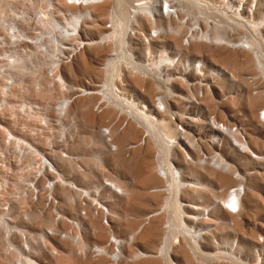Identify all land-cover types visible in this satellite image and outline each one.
Returning a JSON list of instances; mask_svg holds the SVG:
<instances>
[{"label": "rangeland", "instance_id": "obj_1", "mask_svg": "<svg viewBox=\"0 0 264 264\" xmlns=\"http://www.w3.org/2000/svg\"><path fill=\"white\" fill-rule=\"evenodd\" d=\"M167 5L21 0V75L17 61L9 76L0 75V145L10 133L44 155L51 148L58 174L37 176V200L32 206L24 199L23 217L14 202L27 188L0 192V232L10 234L0 233V250L20 227L29 236L21 234L10 264H264V0L186 4L171 30L151 20ZM13 9L2 1L0 28H9ZM78 37L99 42L64 58ZM86 86L89 94L75 95ZM134 102L146 104L160 132L166 123L176 137L164 142L155 135ZM213 121L241 123L261 158L236 151ZM162 153L176 166L170 190ZM12 166H0L3 183L20 181ZM237 171L247 173L245 182ZM239 184L249 201L235 212L224 203ZM48 190L57 205L48 203ZM99 205L110 209L109 219ZM64 218L79 224L76 232ZM55 219L61 236L47 237ZM91 245L107 252L93 256Z\"/></svg>", "mask_w": 264, "mask_h": 264}, {"label": "built area", "instance_id": "obj_2", "mask_svg": "<svg viewBox=\"0 0 264 264\" xmlns=\"http://www.w3.org/2000/svg\"><path fill=\"white\" fill-rule=\"evenodd\" d=\"M3 1L9 2L15 9H17V11L21 12V0H3ZM7 25L8 24L0 28V75L4 74V75L9 76L8 72L10 70H13L14 68L12 61L14 62L17 61L19 65V72H20L19 75H21V68H20L21 66V33L17 29L15 30L9 29ZM175 63H177V60H174L173 62H171L170 65L173 66L175 65ZM215 73L216 74L221 73V70L217 69L215 70ZM177 78H180V77L178 76ZM218 124H219V129L221 128L220 130H223L226 136L228 135L230 137V140L233 144L232 146L236 151L243 152L250 159H254V160L259 159L260 156L258 154L260 153L256 152L248 144L246 130L241 123H232V124L227 125V124H224L223 122H219ZM15 137L12 134H8V135H5L3 139L1 140L0 166H7L10 163H13V166L19 170L18 173L21 175V179L18 183H15L13 181L3 183L2 181H0V192L5 191V190L11 191V189L14 187H17L19 189L27 188L29 194L26 197H21V199L18 200L20 201V203L14 202L18 204L21 217H23V213L25 211L24 204H27V203H23L24 199H28L32 203V206H34L35 204L34 202L37 200L38 191H39V188H37L36 178L37 176L51 173L49 169H51V166H52L51 162H53V160L51 158L52 156H50L51 155L50 153L52 151L51 148H48L47 150H45L46 151L45 155L47 158L45 156L40 157L39 154L33 152L34 150L31 146L25 144L22 141L21 143L18 142L17 140L18 137L17 138ZM21 138L23 139L24 137L21 136ZM217 139L218 138L215 139V142L218 141ZM215 150H218V155L220 153L222 155L223 151H221V147L216 148ZM200 153L201 154L203 153L204 155H206L207 152L206 153L200 152ZM61 155L64 158L69 159V160L71 158L68 154L64 152H62ZM203 164L204 163H202L201 165ZM237 172L240 174V176H242V179L240 180H243V182H245L247 178L246 176L247 173L244 174L245 173L244 172L242 174L240 171H237ZM254 173H255V170H251V174H254ZM48 177L49 178L47 179V183H50V186L52 188V186L54 185L53 184L54 179L51 176H48ZM10 199L7 201H11ZM5 204L6 206L4 205L5 206L4 210L7 212L8 211L10 212L11 207L9 208L8 204L12 206V203L6 202ZM227 206L233 209L231 205L227 204ZM82 212L84 213L85 210H83ZM27 233H28L27 230L21 229L20 227L18 230L17 239L14 240L12 243L8 241H4V239H2L4 246L0 250V264H10L9 262H7V257L8 256L10 257L18 253L16 251V246L19 245L17 243L21 240V234L23 238H27L29 237ZM63 234H65V232H63ZM9 235H10L9 233H5V234L1 233V237L9 236ZM49 252L51 253L52 256H55L58 253V248H55V247L49 248ZM88 252L93 256H98L100 255L101 249L97 245H91L90 248L88 249ZM34 253H35L34 251L31 252L30 257L35 262L39 263L33 258ZM3 257L5 258L3 259ZM17 264H21V263H17Z\"/></svg>", "mask_w": 264, "mask_h": 264}, {"label": "bare ground", "instance_id": "obj_3", "mask_svg": "<svg viewBox=\"0 0 264 264\" xmlns=\"http://www.w3.org/2000/svg\"><path fill=\"white\" fill-rule=\"evenodd\" d=\"M2 1H1V7H2ZM164 1H166L168 3V5H167L168 6L167 13L164 14L163 11H155L154 14L152 15V18L151 17L150 18L155 23L158 22L161 26H164V25L170 26L169 27L170 30H171V26L178 27L179 23H181V20H182L181 9L183 8V6L193 5V4L196 5V3H199V0H164ZM3 2H5V1H3ZM69 2L72 3V1H69ZM139 4H140V2L136 3L135 5H139ZM1 7H0V9H1ZM8 18H9V22H10L9 23V29H14V30L17 29L21 33V12L17 11V9H13V10H11L10 16ZM146 21H147V23H149L150 20L148 19ZM2 22H3V20L0 22V24ZM179 40H180V38L177 37V36H172L171 37V42L174 43L177 46H179ZM98 42L99 41H97V40H90V41L88 40L87 41V40L80 39V37H78V39H76L70 46L67 47L66 54L64 55V58H66L68 60H71L79 51L83 50L86 47V45L94 44V43H98ZM83 56L86 57V54L83 55ZM90 91L91 90H89V86H86V88H82V89L76 88L75 89V92H76L75 95L76 96L87 95V94L90 93ZM134 104L138 107L137 108V112L139 114V120L142 119V120H144L146 122H150L151 123V129L150 130L152 132H154L155 135L160 136L163 141L165 139L173 140V138L176 137L175 135H172V131H171L170 127L167 126L166 123H162V127L164 128L165 132L164 133L160 132V130H159L158 126H157V118L145 111L146 104L141 103V102H134ZM218 123H219L218 121H215V122L213 121L214 128L216 127L217 130H219L221 133L225 134V132H223V130H220L221 128L219 129V124ZM150 130L148 131L146 136L151 134ZM246 134H247V132H246ZM14 137H15V135H14ZM15 138H17V136ZM17 140L20 143L22 141L25 144L31 146L33 148L34 152L39 154L40 157L45 156L43 153H41L36 148H34L28 141H26V139L24 140V139H21L19 137V138H17ZM230 143L232 144L231 140H230ZM248 144L250 145L249 140H248ZM168 154L169 153H162V154L159 155L160 156V158H159V166L162 169L163 174L165 175V177L168 179L169 190H170V189L173 188V186H175V184H177L176 182L178 180V176H177V171L175 169L176 166L174 165V162H172V161H170L168 159V157L169 158H172V157L168 156ZM258 155L260 156V154H258ZM188 157H191V156H188ZM259 158H261V156ZM202 159H211V158H209L207 154L206 155L203 154ZM51 163H52V166H51L52 171L55 174H58V172L55 169H53L54 168V163L53 162H51ZM212 163L213 162H211V164ZM49 174H53V173H49ZM237 176H238V174L235 172L234 177H237ZM58 179L60 180L59 176H58ZM243 185L239 184L238 186L232 188L229 191L228 200L224 204L226 206L228 204V205H231V206L236 208L235 210L232 209V211H235V212L239 211L240 212L242 210L241 209L242 205L246 204L247 201H249L248 198L246 197V190L244 189ZM86 192H88V191H86ZM180 193H181L180 190L177 189L176 195H175V199H179L178 197H179ZM48 197H49V202H48L49 204H52L53 206L57 205L58 201L56 200V194H55L54 190L48 192ZM236 201L237 202L238 201L241 202V206H239L238 208H237V206H235V205H237ZM179 203H180V205L186 204V203H182V202H179ZM229 209L231 210V208H229ZM99 212H100L99 215L103 218V220H104L105 217H107V219H109V217L111 216L110 209L108 207L104 206V205H99ZM64 220H66L68 223L71 224V226L73 228L72 229L73 233L76 232L75 230L79 228V224L74 222L73 220L68 219V218H64ZM59 224L60 223L58 222V220L55 219V226L47 229L48 232L46 231L47 237L48 236H61V234H60L61 233V229H58ZM107 225H108V223H107ZM182 226H184L185 231H186V229H187L186 224L183 223ZM63 236H66V235H63ZM111 243L113 244V246L117 245V247H118V245H120L119 244L120 242L118 240H116L115 238L112 239ZM97 246L101 249L100 255L105 254L107 252L104 247L99 246V245H97ZM163 248H165V247H163ZM114 256L116 257V256H118V254L115 253L113 255V257Z\"/></svg>", "mask_w": 264, "mask_h": 264}]
</instances>
